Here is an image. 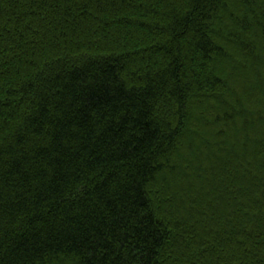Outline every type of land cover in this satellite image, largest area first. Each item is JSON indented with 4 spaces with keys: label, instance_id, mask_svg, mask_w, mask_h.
<instances>
[{
    "label": "trees",
    "instance_id": "1",
    "mask_svg": "<svg viewBox=\"0 0 264 264\" xmlns=\"http://www.w3.org/2000/svg\"><path fill=\"white\" fill-rule=\"evenodd\" d=\"M261 68L264 0H0V264H264Z\"/></svg>",
    "mask_w": 264,
    "mask_h": 264
},
{
    "label": "rangeland",
    "instance_id": "2",
    "mask_svg": "<svg viewBox=\"0 0 264 264\" xmlns=\"http://www.w3.org/2000/svg\"><path fill=\"white\" fill-rule=\"evenodd\" d=\"M262 72H264V68H261ZM184 150V148H178V151Z\"/></svg>",
    "mask_w": 264,
    "mask_h": 264
}]
</instances>
